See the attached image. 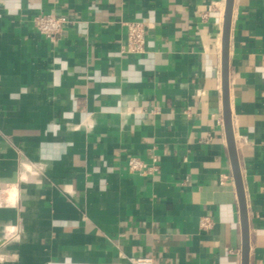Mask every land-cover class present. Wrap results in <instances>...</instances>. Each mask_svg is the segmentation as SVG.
<instances>
[{"label":"crops","instance_id":"0c3cea01","mask_svg":"<svg viewBox=\"0 0 264 264\" xmlns=\"http://www.w3.org/2000/svg\"><path fill=\"white\" fill-rule=\"evenodd\" d=\"M225 10L0 0V264H243ZM52 13L69 20L54 41L35 24ZM127 22L148 24L145 54L123 52ZM229 97L249 264H264V0H234ZM133 157L157 171L130 172Z\"/></svg>","mask_w":264,"mask_h":264},{"label":"water","instance_id":"95a60500","mask_svg":"<svg viewBox=\"0 0 264 264\" xmlns=\"http://www.w3.org/2000/svg\"><path fill=\"white\" fill-rule=\"evenodd\" d=\"M234 8V0H226V10L224 16L223 40H222V86H223V105H224V125L228 141V149L232 164L233 175L235 179L236 189L240 204V215L242 224V263L249 264L250 253V236L248 224L247 203L244 192V185L240 164L236 149L234 131L232 126V114L230 108L229 97V51H230V32L232 23V14Z\"/></svg>","mask_w":264,"mask_h":264},{"label":"built area","instance_id":"2783aa9c","mask_svg":"<svg viewBox=\"0 0 264 264\" xmlns=\"http://www.w3.org/2000/svg\"><path fill=\"white\" fill-rule=\"evenodd\" d=\"M69 20L64 16H57L56 14H41L35 18L37 30L54 41L61 35L63 28ZM127 43L123 47V52L128 54H145L146 53V36L148 33V24L146 22H127ZM128 168L130 172L137 173L141 176H149L157 171L155 163L148 164L139 158H130L128 161ZM201 227L209 229L211 221L207 218L202 220ZM140 260H136L139 263Z\"/></svg>","mask_w":264,"mask_h":264},{"label":"bare ground","instance_id":"6f19581e","mask_svg":"<svg viewBox=\"0 0 264 264\" xmlns=\"http://www.w3.org/2000/svg\"><path fill=\"white\" fill-rule=\"evenodd\" d=\"M9 190H11V189H9ZM15 191H16V190H15ZM15 191H14V193H15ZM10 192H11V191H10ZM12 192H13V191H12ZM14 193H13V194H14ZM11 194H12V193H11ZM11 194H10V195H11ZM13 197H14V196H13ZM13 197H12V198H13ZM10 198H11V197H10ZM10 200H11V199H10Z\"/></svg>","mask_w":264,"mask_h":264}]
</instances>
